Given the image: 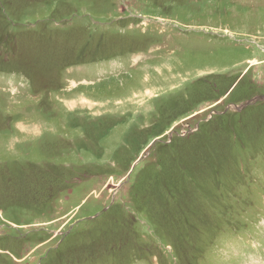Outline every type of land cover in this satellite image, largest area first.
<instances>
[{
  "label": "rangeland",
  "instance_id": "1",
  "mask_svg": "<svg viewBox=\"0 0 264 264\" xmlns=\"http://www.w3.org/2000/svg\"><path fill=\"white\" fill-rule=\"evenodd\" d=\"M5 1L0 264H264V0Z\"/></svg>",
  "mask_w": 264,
  "mask_h": 264
},
{
  "label": "trees",
  "instance_id": "2",
  "mask_svg": "<svg viewBox=\"0 0 264 264\" xmlns=\"http://www.w3.org/2000/svg\"><path fill=\"white\" fill-rule=\"evenodd\" d=\"M0 2H4V3H6L7 4V2L5 1V0H0ZM14 25V24H13ZM3 36L4 35H0V42H1V45H3V46H8L9 45V47H15V48H17V46H19V43L17 42L16 43V41L14 42V44L15 45H12L13 44V37H15L16 36V34L14 33L13 34V37L12 38H9V37H7V38H4L3 39ZM16 38V37H15ZM6 49V48H5ZM6 52V54H8V52L10 53V54H12V55H15L16 53L17 54H19L18 52H17V50H15V51H8V50H6L5 51ZM24 70V69H23ZM29 73H30V71H29ZM178 236H180V233H178ZM185 239V238H184Z\"/></svg>",
  "mask_w": 264,
  "mask_h": 264
},
{
  "label": "water",
  "instance_id": "3",
  "mask_svg": "<svg viewBox=\"0 0 264 264\" xmlns=\"http://www.w3.org/2000/svg\"><path fill=\"white\" fill-rule=\"evenodd\" d=\"M263 100H264V94L254 95L252 98H249L248 100H246V102H244L243 104L238 106V109L242 108L243 106L252 104V103H254L256 101H263Z\"/></svg>",
  "mask_w": 264,
  "mask_h": 264
},
{
  "label": "bare ground",
  "instance_id": "4",
  "mask_svg": "<svg viewBox=\"0 0 264 264\" xmlns=\"http://www.w3.org/2000/svg\"><path fill=\"white\" fill-rule=\"evenodd\" d=\"M149 224V223H148Z\"/></svg>",
  "mask_w": 264,
  "mask_h": 264
}]
</instances>
